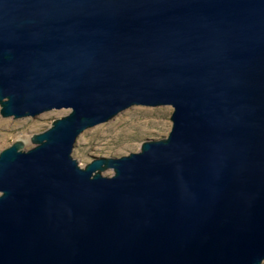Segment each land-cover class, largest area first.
I'll list each match as a JSON object with an SVG mask.
<instances>
[{
  "label": "water",
  "instance_id": "95a60500",
  "mask_svg": "<svg viewBox=\"0 0 264 264\" xmlns=\"http://www.w3.org/2000/svg\"><path fill=\"white\" fill-rule=\"evenodd\" d=\"M133 105L167 135L79 165ZM61 108L0 150V264L262 263L264 0H0V116Z\"/></svg>",
  "mask_w": 264,
  "mask_h": 264
},
{
  "label": "rangeland",
  "instance_id": "374dc122",
  "mask_svg": "<svg viewBox=\"0 0 264 264\" xmlns=\"http://www.w3.org/2000/svg\"><path fill=\"white\" fill-rule=\"evenodd\" d=\"M68 109H51L35 118L13 119L0 116V150L15 140H22L24 148L32 146L30 136L47 128L51 121ZM170 105L130 106L111 119L85 129L79 134L72 156L84 166L93 156H121L138 151L140 143L149 138H161L170 130ZM110 169L103 174L110 175ZM261 264H264V260Z\"/></svg>",
  "mask_w": 264,
  "mask_h": 264
},
{
  "label": "bare ground",
  "instance_id": "6f19581e",
  "mask_svg": "<svg viewBox=\"0 0 264 264\" xmlns=\"http://www.w3.org/2000/svg\"><path fill=\"white\" fill-rule=\"evenodd\" d=\"M20 140V139H19Z\"/></svg>",
  "mask_w": 264,
  "mask_h": 264
}]
</instances>
